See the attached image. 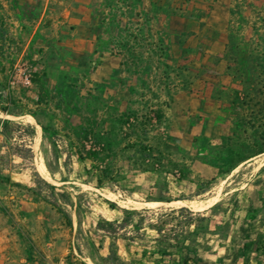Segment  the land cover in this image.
Listing matches in <instances>:
<instances>
[{
	"label": "rangeland",
	"instance_id": "obj_1",
	"mask_svg": "<svg viewBox=\"0 0 264 264\" xmlns=\"http://www.w3.org/2000/svg\"><path fill=\"white\" fill-rule=\"evenodd\" d=\"M57 1L60 0H0V17L6 33L14 39L13 47L3 51L0 58V105L33 111L42 125L56 130L62 127L65 115L71 114L83 125H93L95 132H103L113 146H121L136 135L151 147V157L158 168L141 175L147 180L145 183L127 184L129 192H121L115 186L95 189L93 182L77 174L78 165L72 158L65 160L51 133L43 132L42 156L47 169L37 144L28 160L26 153L21 156L11 150L10 144L15 141L1 136L0 166L11 174L14 183H27L19 184V188L3 186L0 191V207L10 211L14 233L21 242H16L14 259L23 257L24 264H55L65 259L70 263V257H74L82 262L78 254L88 243L96 256L103 258L110 240L93 233L92 223L112 219L119 213L110 210L106 201L119 210L142 213L147 241L143 243L148 246L152 245L153 233L145 226L158 220L168 222L172 219L169 211L178 212L181 207L167 206L168 201H203L213 197L205 205L185 207L195 213L194 218H202L209 216L213 208L215 211L219 207L216 205L237 206L236 195L245 192L253 206L250 218L254 219L264 208V153L255 155L264 151V0H239L253 8L257 20L250 24L238 22L237 29L230 20L219 25L218 28H225L227 43L222 55L206 56L205 60L201 56L196 60L181 50L171 56L165 50L171 45L188 47L187 38L200 31L202 24L183 21H194L203 15L202 3L228 0H184L190 5L188 10L182 8L181 0L167 5L165 0H158L163 4L156 11L149 8L150 0H143L145 4L140 0H96L93 16L111 27L119 25V32L104 39L100 33L95 34L90 54H82L76 47L72 50L68 42L57 46L55 39L47 40L48 35H43L42 29L50 22L48 16L57 11ZM213 13L219 14L216 10ZM118 18H123V22L117 24ZM248 27L249 40L244 36ZM235 43L242 50L234 51ZM189 45L190 53L193 48L194 53L201 48L197 40ZM201 61L211 64L212 71L204 70ZM15 63L25 67L30 75L29 88L19 84L8 87L7 77ZM110 67L115 70L108 76ZM33 75L36 85L32 83ZM179 79L190 81L191 85L193 81H202L198 84L201 88L187 89L194 93L198 90L201 99H189L183 104L184 111L164 98L166 86ZM15 113L19 116L23 111ZM200 115L212 118L206 131L222 133L216 144L210 145L201 136L203 131L196 135L198 129L189 126ZM188 117L193 121L183 120ZM15 121L27 123L23 119ZM214 125L224 127L214 129ZM20 136L23 146L32 142L26 130ZM229 165H233L231 170L219 175ZM36 179L47 183L56 199L61 193L67 196L68 203L61 204L64 216L47 204L29 199L25 189L32 188ZM199 183L209 184V189L200 193ZM39 191L44 196L48 194L45 188ZM147 193L162 195L165 200L144 211L145 206L137 207L136 203L158 200L146 198ZM24 200L32 212L21 218L16 211ZM2 222L5 220L0 216ZM73 222L81 225L85 235L73 227ZM253 241L255 247H262L259 254L264 257V233L256 235ZM115 246L116 254L130 262L123 253L122 242L117 241ZM136 247L131 245L130 249Z\"/></svg>",
	"mask_w": 264,
	"mask_h": 264
},
{
	"label": "crops",
	"instance_id": "obj_2",
	"mask_svg": "<svg viewBox=\"0 0 264 264\" xmlns=\"http://www.w3.org/2000/svg\"><path fill=\"white\" fill-rule=\"evenodd\" d=\"M165 1L166 5L168 2H171V4L172 2L174 4L177 2V0ZM96 2V0L57 1L54 3L57 4V11L51 12L52 15L50 13L48 16L50 22L42 29L43 35H48L47 40L55 39V45L57 46L62 45L63 42H68L72 50L76 47V51H79L82 54H90L92 52L91 42H93L95 34L100 33L104 39L108 38L113 33L119 32V25L117 28L111 27L110 23L97 21L95 16H93V7L97 4ZM139 2L141 4H145V1L143 0H140ZM181 2L182 8L186 7L187 10L190 8V5H186L184 0H181ZM147 3L149 4V8L155 11L163 4L162 1L158 0H150L149 2L147 1ZM197 7H200V3L197 5ZM200 9L202 10L201 12L203 15L198 16L194 21L188 19L183 22H185V24H202L201 30H196L195 35L189 36V38H187L188 42L186 43L189 47L190 41L195 42L197 40L201 43V48H197V51L194 53V48L191 46L193 51L190 53L189 48L185 47L184 45L181 49L171 45L165 50L166 53L174 56L178 55L181 50L187 54L189 52V55L195 56L196 60H198V57L200 56L204 58L210 55H222L228 38L227 34L224 33L225 28H218V26L226 25V21L230 20V22H234L236 25L235 29H237L238 22L241 24H250L254 20H257L253 8H248L246 3H242L239 0H234V2L228 0L227 2L222 3H216V1L215 3H206L205 1V3H202ZM215 10L216 12H219V14H214L213 11ZM122 22L123 18H118L117 24ZM205 31L208 32L205 33ZM244 34H246L244 36H246L247 40L251 38L249 27ZM151 37L153 38L152 40H154L156 35ZM254 38L255 37L253 36L252 40ZM166 40H169V38H166ZM233 49L234 51H238L242 50V47L239 43H235L233 45ZM201 63L203 62L201 61ZM203 66V69L206 71H212L213 69L211 64L205 63ZM113 70L115 69L110 67L107 70V75L110 76V73H112ZM204 79L208 80V78ZM200 83L202 84V81L197 80L193 81L191 85L190 81L187 82L183 79H179L176 81V83H171L169 86H166L167 89L164 98L172 104H177L179 109L184 111L183 104L189 99L195 102L201 99V93H199L198 90L195 91L196 93H194V91L188 92L187 90L188 88H194V86L197 89L201 88V86H198ZM160 97L163 98L162 96ZM174 110L175 109H173V111ZM3 113L4 112L0 111V123H3L5 120H7L10 123H18L24 126L28 136L31 137L28 139L32 140V142H28V146H24L30 148L31 151L35 153V147L37 144L39 155H41L40 157L42 158L47 169L46 162L43 158L44 156H42V145L45 142L44 133L34 120L31 113L28 111H23V114H20L19 116H17L18 114L6 113L4 115ZM11 118H13L14 121ZM22 119L29 124V127L26 125L27 123L15 121ZM183 120L193 121V119L189 117L186 119L183 118ZM211 121L212 118L206 116L202 117L200 115L198 118H196V122L194 124H190L189 126H192L193 130L198 129L197 132H195L196 135L203 131L201 136L204 137L210 145H214L217 143V140L221 139L222 133L217 132L215 134L212 131H206V128L210 127L209 125ZM32 122H34V125ZM214 126V129H222L224 127L218 125ZM30 132H32L31 135ZM1 153H3V151H0V154ZM49 176L50 179H52V174L49 173ZM42 178L48 182V180H46L43 176ZM6 179H8L10 184L6 183ZM13 183L14 181H12L11 174L0 166V191L2 190L3 186L11 185ZM15 183L21 184L22 186H27L26 181ZM32 186H34V184H32ZM246 197L247 194L245 192L237 194L236 198L239 199L237 206L231 207L229 203L216 205L219 207L215 211L213 208L210 211L209 216L204 217L201 221L189 224L175 248L181 259L188 260V262L192 264H242L243 258L246 257L250 264H263L264 257L255 252L256 247L254 246L253 238L258 234L264 233V208L257 212V215L254 219H251L250 217L253 206H251V203ZM143 201V203H140L143 204V206L146 203H155V205L163 203V200L159 199ZM171 203L172 202L170 201L166 202L167 206H172L169 205ZM27 206H29V204L26 200L20 201V205L17 209L18 211H16L19 217L24 218L29 214V212H32V209L28 208ZM148 208H150V206L146 205L143 210H148ZM120 210L126 212L128 211V209ZM9 212L10 211L7 209L0 207V216L3 220H5V222L0 223V264H24L25 261L23 257H19L17 260L14 259L16 242L20 241L17 239L14 233V227L12 224L13 218ZM120 217V214L117 213V215H115L112 219L105 221L119 220ZM96 222L97 221L92 223V227ZM73 227L76 228V230H81L84 233V230L81 229V225L77 226L76 222H73ZM141 231L143 232V228ZM152 233L153 232H151V234ZM154 236L155 235L153 233V237ZM145 239L146 235L144 233L143 239L135 240L131 245H137L136 248L147 247L148 245L143 243L147 242ZM120 242H122L123 253L127 255L124 247L125 242ZM248 242L249 245H247ZM18 244L19 243H17V245ZM78 257L84 264H103L102 261L96 256L93 247L89 243L80 251Z\"/></svg>",
	"mask_w": 264,
	"mask_h": 264
},
{
	"label": "trees",
	"instance_id": "obj_3",
	"mask_svg": "<svg viewBox=\"0 0 264 264\" xmlns=\"http://www.w3.org/2000/svg\"><path fill=\"white\" fill-rule=\"evenodd\" d=\"M13 45L14 39L6 33L4 20L0 17V58L3 51L10 50ZM35 76L33 75L32 77L33 85L37 83L34 80ZM1 101L2 94L0 91V104ZM8 102H11L10 95H8ZM0 111L9 114H16L15 112L19 111L30 112L42 131L44 133H51L55 137L54 143L59 147L60 152L63 153L65 160L72 158L78 165L77 174L93 182L94 188L115 186L121 192H129V189L126 187L127 184L132 181L139 182L140 184L145 183L147 180L141 178V175L153 173L158 168V165L154 163L151 157V147L139 141L136 135L130 137L121 146H113L103 136V132H95L92 128L93 125H83L78 118L73 117L71 114L65 115L66 118L63 121L62 127L56 130L42 125L37 119L36 114L24 107L15 108L12 105L9 108L0 105ZM127 126L130 127L131 125L128 124ZM22 130H25V128L21 124L10 123L5 120L0 126V136L10 140L13 139L15 144H10L11 150H15L21 156H24V153H26L27 159L31 160L33 157L31 149L24 147L21 143L20 132ZM31 134L32 132H30ZM260 153L263 154L264 151H257L255 155H260ZM232 167L233 165L227 166L219 175H226ZM6 183L10 184L8 179H6ZM11 186L20 187L17 183H13ZM199 187L200 193H204L209 189V184L199 183ZM41 188L47 189L48 194L42 195L39 191ZM25 190L30 194V200L47 204L56 213L64 216L61 204L68 203L65 194H59L56 199L52 191H50L49 185L39 179L34 181L32 188ZM145 196L146 198L165 200L162 195L147 193ZM106 203L110 210L118 211L121 217L119 220L97 221L92 227L93 233H96L101 238L110 240V244L106 249V255L100 258L103 264H192L188 260H182L175 248L189 224L201 221L204 217L194 218L195 213L185 207L177 209L176 211L178 212L169 211V219H172L168 222L158 220L154 225L147 224L145 226L155 235L151 237L150 243L152 245L131 250L130 246L135 240L144 238V232L141 231L145 222L141 215L142 213L137 211H120L112 202L106 201ZM174 215L175 217H173ZM165 216H168V214ZM133 218L134 221L132 222ZM90 236L92 238V234ZM117 241L125 242L124 247L130 262H126L116 254L115 243ZM95 249H98V247L96 246ZM261 250L262 247L258 245L255 252L260 253ZM70 259L72 261L70 263L65 259L66 264H84L74 257H70ZM242 264L250 263L245 257L242 260Z\"/></svg>",
	"mask_w": 264,
	"mask_h": 264
},
{
	"label": "built area",
	"instance_id": "obj_4",
	"mask_svg": "<svg viewBox=\"0 0 264 264\" xmlns=\"http://www.w3.org/2000/svg\"><path fill=\"white\" fill-rule=\"evenodd\" d=\"M19 84L23 88H29L31 86L30 75L26 71V68L15 63L7 77L8 87H13ZM13 140V139H12ZM54 264V263H47ZM55 264H66L64 261H59Z\"/></svg>",
	"mask_w": 264,
	"mask_h": 264
},
{
	"label": "bare ground",
	"instance_id": "obj_5",
	"mask_svg": "<svg viewBox=\"0 0 264 264\" xmlns=\"http://www.w3.org/2000/svg\"><path fill=\"white\" fill-rule=\"evenodd\" d=\"M218 196H219V193H218ZM210 197V196H209ZM208 198V197H207ZM136 199V198H135ZM213 199V197L211 198H208L206 200H203V201H194V200H189V201H175V202H172L171 204L169 205H174V206H183V207H189V206H200V205H205L207 203H209L211 200ZM136 205H138L137 207L143 205V204H140V203H136ZM153 206L155 205V203H146L144 206ZM167 205V204H166ZM163 206V205H162ZM180 207V208H181ZM204 207V206H203ZM136 208V207H135ZM175 209V208H174ZM195 210V209H194Z\"/></svg>",
	"mask_w": 264,
	"mask_h": 264
}]
</instances>
